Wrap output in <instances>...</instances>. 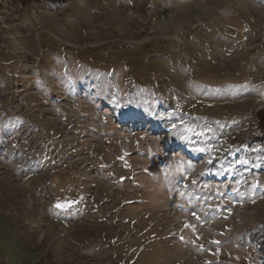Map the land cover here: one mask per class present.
<instances>
[{"label":"rangeland","instance_id":"374dc122","mask_svg":"<svg viewBox=\"0 0 264 264\" xmlns=\"http://www.w3.org/2000/svg\"><path fill=\"white\" fill-rule=\"evenodd\" d=\"M262 109L264 0H0V264H260Z\"/></svg>","mask_w":264,"mask_h":264},{"label":"trees","instance_id":"16d2710c","mask_svg":"<svg viewBox=\"0 0 264 264\" xmlns=\"http://www.w3.org/2000/svg\"><path fill=\"white\" fill-rule=\"evenodd\" d=\"M22 4L24 6H29L34 0H21ZM39 3H45V4H67L76 0H35ZM15 3V2H14ZM255 118H256V128L259 131V136L257 138L258 141L264 143V109L259 110L255 113ZM4 137V134L0 133V139H2ZM4 140V139H2ZM4 144L5 141H3ZM2 144H0V150L1 152H6V155L4 157L3 160H7V156L8 158L11 155H16L15 153H7V150L9 149V147L7 146L6 149H4V146H1ZM60 157V155L58 156V158ZM249 241L252 244V246L255 248L256 252L259 254V261L260 264H264V221L262 222L260 228H258L256 231L252 232L249 235Z\"/></svg>","mask_w":264,"mask_h":264},{"label":"snow or ice","instance_id":"6c2138e0","mask_svg":"<svg viewBox=\"0 0 264 264\" xmlns=\"http://www.w3.org/2000/svg\"><path fill=\"white\" fill-rule=\"evenodd\" d=\"M174 126L175 125H173V127ZM187 130L188 131H191L192 129L189 128ZM207 131H212V130L211 129H207ZM200 134L203 135L204 133L202 132ZM195 151L204 152V151H206V149H204V148H197V149H195ZM211 162L212 161L210 159L209 160V163H211ZM241 163H247V162L246 161H242ZM178 183H179V181H178ZM193 183H195V182H193ZM243 184H244V181L243 180H238L236 186L231 189L232 193L235 194L234 197L233 196H229V199L232 201V204H243V203L246 202L247 199H251V202L255 203V196L257 195L256 189L257 188L264 187V186L259 185L258 183H254L251 186L252 191H253V194L250 197H247L246 198L245 195H244V193H242L240 191V186L243 185ZM205 187H206V185H205ZM184 194H186V193H184ZM217 195L218 196H221V195H224V193L217 192ZM259 195H261V197L264 198V192L259 193ZM73 203H76V201L67 202V203H57L55 205V207L57 209H65V208L71 207V204H73ZM232 204H230L226 209H221V210L227 211L229 214H231ZM192 215H193V217H195V219H196L197 222H201L200 221V217L197 215V213L195 211L192 212ZM226 218L227 217H225V219ZM185 228L190 229L193 233H195V231H196L195 225H192V224L186 223L185 224ZM181 239H183V237H181ZM212 243H215V244L219 245V241H213Z\"/></svg>","mask_w":264,"mask_h":264}]
</instances>
